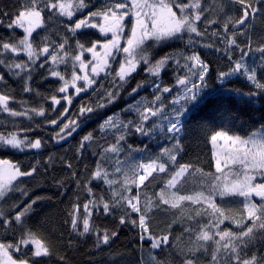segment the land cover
<instances>
[{"label": "snow or ice", "instance_id": "obj_1", "mask_svg": "<svg viewBox=\"0 0 264 264\" xmlns=\"http://www.w3.org/2000/svg\"><path fill=\"white\" fill-rule=\"evenodd\" d=\"M45 10L53 17L57 14L59 17H66V21H57L66 31L58 46L52 51H50L52 45L46 36L41 40L43 47L33 42L36 36L40 35L36 30L44 24ZM85 10L86 15H83ZM205 11L200 0H188L187 3L185 0H104L96 10L89 8L85 0H78V2L77 0H18L13 10L0 12V29L6 28L9 31L6 38H0V65L4 66L9 76L24 81L23 92H32L29 81L33 80L34 72L45 80L47 75H50L62 82L58 92L64 94L63 100L71 105L73 97L69 94L70 88L75 90L77 97H80L81 93L87 94L89 89L95 93L97 89L92 88L93 84L97 83L95 78L100 73H104L107 78L113 71L115 72V76L110 81L111 90L107 92V95L100 91L95 104H82L76 119L67 123L64 122L67 120L65 114L69 109L61 104V100L55 93L50 97V107L53 112L59 114L58 118L63 117L59 119V122L58 118H47L48 123L54 126L50 129L51 141L56 145L62 147V141L67 142L68 137L77 133L78 130H83L91 121L99 125L100 140L110 144L108 137L110 135L116 137V143L109 147H104L97 142L96 147L102 151L92 153L99 157L95 170H91L89 165L85 164L83 172L76 171L70 159L62 158L64 171L72 170L67 181L75 183L78 190L87 193L86 202H83V213L80 212L79 201L72 204L67 212V231L71 237L68 241L69 247L74 241L78 243L76 238L90 239L94 234L95 249L103 251L105 247L111 248L121 229L129 228V230L138 229L139 240L150 242L152 250L163 251L161 246L171 244L170 236L176 231L174 225L178 221L174 218L167 224V231L157 235L153 230V217L149 214L153 207L152 198H148L142 205L141 200L144 197L140 186L153 172L168 173V164L171 163L176 171L171 173V178L166 181L164 188L154 194L158 197V203L170 205L172 208L178 207L183 201L206 204L207 209L203 213L197 211V215L209 217L207 223H200L199 229L195 231L194 246L189 248V255H185L183 264H194L192 256L201 248L207 253L210 247L209 241L211 245H214L211 247L212 264H264V131L254 132L246 139L223 130L212 132L210 142L214 149L212 157L216 175L201 173L202 176L209 177L205 183L206 192L200 191L194 195L179 194L180 180L192 167L190 163H179L177 160L178 154L182 151L183 117L188 105L192 104L207 88L210 74L209 64L205 63L201 54L195 50L197 43L195 37H202L209 30L205 28L202 33L198 27L199 22H206L209 25L222 24V32L211 33L213 37L219 38L224 55L227 57V68H221L217 73L216 79L219 83L223 86L231 77L242 74L256 89L264 92V83L257 79V68L264 70V39H261L254 48L249 34V27H254L258 18L261 23H264V0H222L220 4L211 7L212 14L223 11L224 15L219 19H209L204 16ZM77 13H81L82 18H77ZM129 22L131 23L130 33L126 31ZM16 29H22L24 34L18 40ZM34 33L36 36L33 35ZM186 33L188 35L185 41ZM237 33L247 37L248 51L240 47L236 38ZM108 34H111V39H108ZM73 40L76 42L74 49L71 46ZM176 41L184 45V50L166 54L153 66L150 50L155 46ZM202 47L212 48L215 45L202 44ZM237 48L240 50L239 59L233 55ZM253 50L260 54L258 66H250L246 63ZM215 51L220 52L221 48L215 47ZM21 52L27 60L17 62L16 57ZM8 53L12 56L8 57ZM85 53L90 54L92 59L88 60ZM121 53H123L122 57ZM69 60L72 61L73 68L71 80L58 70L59 65H66ZM49 61L51 66L46 69ZM116 62L119 63L118 69L113 68ZM141 64L147 65L149 76L155 78L146 81L153 88L155 99L149 102L142 99L121 110L135 112L136 117L133 119H122L119 113L107 115V112L102 110L107 109L120 98V91L128 84L132 73L136 72L138 65ZM173 65V71L178 73L175 78L179 86L176 88L178 95L166 106L161 96L171 95L173 88L163 83L161 70ZM77 66L83 75L77 74L75 71ZM89 67L91 75L86 71ZM81 80L83 84L78 85L77 82ZM49 83L54 84V81ZM0 87H8L4 75H0ZM103 87L104 85L101 84V88ZM141 87L142 84L137 83L129 95L138 94V89ZM246 95L254 97L257 92H249ZM10 99L14 97L8 93L0 94V108L9 111ZM57 105L63 108V112H60ZM31 111L38 116H45L43 107L34 108ZM10 115L16 117L23 116L25 113L11 111ZM105 116H107L106 119ZM57 128L59 131H56ZM200 128L207 133L209 126L201 124ZM27 131L28 129H25V132ZM129 136L138 137L143 147L128 144V155L125 161L121 162L117 159L114 162V173H121L123 176L121 180L114 174L110 175L105 164L111 162L109 153L119 156L121 152L126 151L120 145L121 142L127 144ZM93 138V132L83 135L74 158L83 162L87 149L93 146L91 143ZM161 138L172 146L161 148L160 155L154 157L149 152L151 142ZM221 140L230 147L224 153L218 154L215 147ZM47 143L48 141L41 137L29 139L25 135L22 139L16 132L0 134V149L17 150L33 158L43 155L42 149ZM132 153L147 156V162H144L143 156L140 160H136ZM52 163L51 155L43 161L39 159L34 163L29 161L27 165L0 159V198L9 191L19 190L21 196L28 197L30 200V203L25 201L22 210L15 212L14 223L8 219L10 213L0 211V228L5 233H11L13 237L12 242H0V264H46L45 260L35 258L52 257L51 241L28 225L30 219L28 213L32 212L33 206L43 198L37 196L32 199L28 196L26 189L18 186L27 182L19 178L35 179L34 174H39L41 168L47 172ZM197 171L200 170L197 169ZM257 176L261 178L259 181L256 180ZM53 180L60 188H63L66 182L58 177H53ZM13 181H18V184H13ZM93 181L97 183L93 184ZM100 181L108 186L110 196H96L93 189L99 187ZM132 186L137 189L135 195L128 194L131 193ZM173 189L175 191H172ZM59 194L63 195V193ZM217 194L220 197L231 195L243 198V211L238 217L236 215L239 212L238 208L226 209L215 202L214 197ZM254 197L258 200L254 201ZM99 216L105 219L112 218L109 226L103 227L102 232L101 227L95 226L93 222V218ZM225 220L235 223L237 230L221 228ZM183 232L191 236L194 229L191 225L184 226ZM258 234L261 247L253 251L249 246L257 239ZM56 251L59 253L62 250ZM13 252L17 254L16 258L11 254ZM181 254L184 255L183 252ZM149 255L150 261H142V264H160L155 256L151 253ZM57 260L59 264H69L67 255L57 254ZM105 264H120V261L113 258Z\"/></svg>", "mask_w": 264, "mask_h": 264}, {"label": "trees", "instance_id": "obj_2", "mask_svg": "<svg viewBox=\"0 0 264 264\" xmlns=\"http://www.w3.org/2000/svg\"><path fill=\"white\" fill-rule=\"evenodd\" d=\"M78 2V0H77ZM104 0H85L88 3L89 8L96 10L103 4ZM200 3L205 8V1L200 0ZM18 4V0H0V12L4 10H13V7ZM86 15V10L83 12ZM77 18H82V15ZM44 24L41 28H38L36 32L40 35L36 36L33 41L34 44L43 47L41 42L43 37L48 38V42L52 45L50 51L58 46L61 37L64 35L66 29L63 25L57 23L58 20H65L66 17H59L57 14L53 17L50 13L45 10L43 14ZM198 27L202 33L204 31L200 28V22ZM254 27L262 33L264 37V23H261L258 18L255 22ZM16 39L23 37L22 29H16ZM95 31V30H93ZM217 31L212 29L210 33L204 34L202 37L195 38L197 40L195 50L201 54V58L205 63L209 64V79L208 86L202 91L200 96L188 105L187 111L183 117L184 124V136L182 140V151L178 154L177 160L179 163H190L192 165L188 172L181 178L180 184L178 185L181 195H194L196 192L205 191V183L209 177L202 176L201 173H211L213 176L216 175L215 163L212 157V144L210 142V135L212 132L217 130H223L232 135H239L242 138H248L252 133H259L264 131V92L256 89L255 86L247 80L242 74H237L231 77L225 82V85H221L216 79L217 73L221 68H227V57L224 55L223 45L219 43L218 37H213L212 32ZM220 31V30H218ZM222 32V31H221ZM9 31L6 28L0 29V38H6ZM70 35V34H69ZM97 35H99L97 31ZM237 42L240 47L248 51L247 48V37L237 33ZM82 40V38H81ZM187 37H185V41ZM83 42V40H82ZM214 44L215 47L221 48L220 52L215 51V47L205 48L202 44ZM71 46L74 49L76 42L73 40ZM254 47V46H253ZM255 48V47H254ZM184 50V45L176 41L171 44H165L163 46L155 48L152 51L153 58L159 60L166 54ZM70 55H71V50ZM8 57L12 54L8 53ZM236 59L240 58V50L237 48L234 53ZM260 54L253 50L251 55L247 58L246 63L251 65L259 64ZM17 62L26 61L27 57L21 52L16 57ZM43 59V57L41 58ZM39 64V62H38ZM51 66V62L46 65V69ZM58 70L61 74L65 75L67 79L71 80V74L73 71L72 61L58 66ZM45 71V70H39ZM75 71L78 75H83L79 71L78 66ZM257 73H264V70L257 68ZM0 75L5 76L8 87H0V94L8 93L14 97L8 102L9 111H5L0 108V134L7 135L9 132H16L20 138H24L25 135L29 139H35L41 137L48 141L45 147L42 149L43 155L32 157L26 156L25 153L11 149H0V159H7L12 163H23L27 165L29 161L35 162L39 159L41 161L47 159L49 155L53 157V163L45 172L43 168L40 169L39 174H34L35 179L30 178H19L20 180L27 181L24 184H19V188H24L28 191V196L35 199L37 196L43 199L37 201V205L33 206V211L28 213V225L34 230L40 232L53 246V255L51 258H35L43 259L46 264H59L57 260V254L67 255L69 264H105L113 258L119 259L120 264H142L148 262L151 259V255L155 256L160 264H183L185 255H189V248H192L193 241H195V231L199 229L200 223H207L209 217L207 215H197V211L203 213L207 209L206 204H193L190 201H183L176 208L170 207V205L159 204L158 197L154 194L158 193L168 179L171 178V173L176 171V168L172 167V164H168V173H159L158 171L153 172L152 175L144 181V184L140 186V191L144 199L141 200V204L144 205L148 198H152L153 207L149 214L153 217L152 225L153 230L157 235H160L163 231H167V224L171 223L175 218L178 222L174 225L176 231L170 236L171 244L168 246H161V249L152 250L150 242H141L137 235L138 229L129 230V228H123L119 231L118 238L114 240L111 248L105 247L103 251H97L94 247L95 235L93 234L90 239L76 238L72 246H68V241L71 238L68 234V225L66 224L67 212L71 208L72 204L80 202V212L83 213V202H86L85 197L87 193L76 188L75 183L68 182L67 177L70 176L72 170L64 171V164L62 158L70 159L74 165V170L83 172L84 165L88 164L91 170H95L96 161L99 159L98 156L92 155L94 151H102L96 147L97 142L103 144L104 147H109L116 143L115 135L108 137L109 143H105L100 140L99 125L95 121H91L87 124L83 130H78L71 137H68L67 142H61L63 145H56L51 141L52 129L54 126L48 123L47 118H58L59 114L53 112L51 105V95L55 93L57 98L61 100V104L69 109L67 123L70 120L76 119L79 114V108L82 104H95L100 91H103L105 95L111 90L110 81L113 75H109L107 78L101 76L95 78L97 83L93 84L92 88L97 89L94 93L92 89H89L87 94L81 93L80 97H77L74 89H69V94L73 97V103L68 105L63 100V95L58 92V88L61 85V81L58 78L47 75V80L44 77L33 73V80L29 81L32 87V92H23L24 81L20 78H13L7 74V70L3 65H0ZM163 83L169 87H172V77L176 76V72L171 70L165 71L162 75ZM118 80V79H117ZM49 81H54L49 83ZM142 76L140 72L129 78L128 84L124 86V89L120 91V98L113 104L109 105L106 111L107 115H113L119 113L122 119H133L136 117L135 112H122L121 110L127 108L129 104H134L136 101L144 100L145 102L153 101L155 99L153 95V88L144 87L142 82ZM78 85H82L83 81H78ZM137 83H141L142 87L138 89L137 93H131V89L136 87ZM101 84L104 85L101 88ZM249 92H257L254 97L246 95ZM39 93V95H37ZM82 97V99H81ZM161 100L164 105H169L171 96H161ZM43 107L45 109V116H38L32 109H39ZM63 112V108L60 105L56 106ZM11 111L23 112L25 115L13 117L10 115ZM105 119L107 116L104 117ZM63 119V117L58 118ZM103 122L102 120L100 121ZM201 124H207L209 126L207 133L200 128ZM25 129H28L25 132ZM95 130V131H94ZM56 131H59L57 128ZM88 132H93L92 147L88 148L85 153L83 162L79 161L76 156V148L79 147V141L83 135ZM128 143L121 142V145L126 151L121 152L119 156L115 153H109L111 162L106 163L105 167L108 168L110 175L114 174L123 180L121 173H114V162L119 159L121 162L125 161L128 155L127 148L128 144L134 147H143V144L139 142V138L135 136L127 137ZM147 141H145L146 143ZM88 143V142H86ZM171 144L163 138L151 142L149 152L152 156L157 157L160 155L161 148H171ZM69 149H71L69 151ZM35 151V150H32ZM136 160H140L143 156L141 153L131 154ZM144 162H147V156H143ZM167 159V157H165ZM178 167V165H177ZM199 169L200 171H197ZM53 177H58L65 180L63 188H60L57 183L53 180ZM93 181V184H96ZM13 184H18V181H14ZM97 197L100 195H108V186L103 181L99 182V187L93 189ZM137 189L132 186L131 195H135ZM172 191H175L173 189ZM59 193H63L60 195ZM215 202L218 205L225 207L226 209H239L236 213L237 217L240 212L243 211V198L242 197H220L216 195L214 197ZM25 201L30 203L28 197L20 195L19 190L9 191L2 198H0V211L10 213L8 219L14 223V215L18 210H22L25 205ZM239 202V203H237ZM210 211V210H208ZM111 217L105 219L103 216L94 217L93 222L95 226L103 227L109 226ZM251 223L250 221H245ZM191 225L194 229V233L190 236L188 233L183 232V227ZM227 227L229 230H237L235 223L225 220L221 228ZM18 239V234L17 237ZM218 239L217 237H215ZM13 237L11 233H5L0 228V242H12ZM210 247L207 253L201 248L198 252L192 256L194 264H212L211 259V242H208ZM253 251L259 250L261 242L259 234L257 239L249 246ZM62 250L57 253L56 250ZM184 253L182 255L181 253ZM16 258V253H11ZM30 255V254H29Z\"/></svg>", "mask_w": 264, "mask_h": 264}, {"label": "rangeland", "instance_id": "obj_3", "mask_svg": "<svg viewBox=\"0 0 264 264\" xmlns=\"http://www.w3.org/2000/svg\"><path fill=\"white\" fill-rule=\"evenodd\" d=\"M205 1V9H206V11L204 12V16H206V17H208L209 19H219L220 17H222L223 15H224V13H223V11H219L218 13H215V14H212L211 13V7L212 6H214V5H218V4H220L221 2H222V0H204ZM185 2L187 3L188 2V0H185ZM177 11H178V9H177ZM80 14L81 13H77L76 14V16L78 17V16H80ZM82 15V14H81ZM202 21H203V17H202ZM200 28L204 31L205 30V28H207V29H209L208 30V32L206 33V34H208V33H210L211 32V30L212 29H215V30H220V31H223V28H222V24H215V25H209V24H207L206 22H200ZM130 29H131V23L129 22V24H128V26H127V28H126V31H128L129 33H130ZM249 34L251 35V37H252V41H253V46L255 47L256 46V44H258L259 43V41L261 40V39H264V37H263V35H262V33L260 32V30H258V29H256L255 27H249ZM187 33L185 34V37H187ZM194 35V34H193ZM195 38H199V37H195ZM103 39V38H102ZM108 39H111V34H108ZM125 39H126V37H125ZM123 42V41H122ZM149 43H151V42H149ZM247 43H248V39H247ZM166 44V43H165ZM165 44H161V45H158V46H155L153 49H151L150 50V55L152 56V58H153V54H152V51L156 48H158V47H160V46H163V45H165ZM99 50V49H98ZM86 57H87V59L88 60H91L92 59V57H91V55L90 54H88V53H85L84 54ZM120 56L122 57V55L120 54ZM156 59H152V64H153V66L155 65V63H156ZM170 64H171V62H170ZM147 65H143V64H141V65H138V67H137V70H136V72H134V73H132V76L133 75H135V74H137V72L139 73L140 72V75L142 76V82H143V86L146 88V87H149V88H152L151 86H149V84L146 82L147 80H151V79H155L154 77H150L149 76V74H148V72H147ZM173 67H174V65L173 66H171V67H168L167 69H162L161 70V75L165 72V71H168V70H171L172 72H175V71H173ZM79 68V67H78ZM113 68H115V69H118L119 68V63L118 62H116V63H114L113 64ZM86 71L91 75V68L89 67V68H87L86 69ZM177 72H176V76H177ZM111 75H113V77L115 76V72L113 71L112 73H111ZM110 75V76H111ZM101 76H104V73H100V75L98 76V77H96V78H100ZM176 76H174V77H172V88H173V91H172V93H171V95H169V96H171V100L174 98V97H176L177 95H178V92L176 91V88H178L179 86L176 84ZM105 77V76H104ZM118 79V78H117ZM257 79H258V81L259 82H261V83H264V73H257ZM164 96H168V94H163ZM170 100V101H171ZM212 144V143H211ZM228 147H230V145H226L225 144V142L223 141V140H221V141H219L218 143H217V145H216V147H215V151L218 153V154H221V153H224L226 150H227V148ZM213 145H212V152H213ZM232 167H235V166H232ZM261 178L259 177V176H257L256 177V180L257 181H259ZM14 182V181H13ZM218 195V194H217ZM219 196V195H218ZM228 196H231V195H225L224 197H228ZM254 199V201H256V200H258V198H253ZM218 239H219V237H217Z\"/></svg>", "mask_w": 264, "mask_h": 264}, {"label": "water", "instance_id": "obj_4", "mask_svg": "<svg viewBox=\"0 0 264 264\" xmlns=\"http://www.w3.org/2000/svg\"><path fill=\"white\" fill-rule=\"evenodd\" d=\"M121 55L123 56V53H121Z\"/></svg>", "mask_w": 264, "mask_h": 264}]
</instances>
